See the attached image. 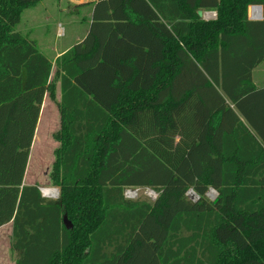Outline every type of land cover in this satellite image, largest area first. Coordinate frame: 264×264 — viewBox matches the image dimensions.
Returning a JSON list of instances; mask_svg holds the SVG:
<instances>
[{
	"label": "trees",
	"instance_id": "trees-1",
	"mask_svg": "<svg viewBox=\"0 0 264 264\" xmlns=\"http://www.w3.org/2000/svg\"><path fill=\"white\" fill-rule=\"evenodd\" d=\"M42 1L0 0V227L15 264H264V0H100L53 64L15 32ZM44 96L56 200L23 185ZM139 188L157 198H124Z\"/></svg>",
	"mask_w": 264,
	"mask_h": 264
},
{
	"label": "rangeland",
	"instance_id": "rangeland-1",
	"mask_svg": "<svg viewBox=\"0 0 264 264\" xmlns=\"http://www.w3.org/2000/svg\"><path fill=\"white\" fill-rule=\"evenodd\" d=\"M48 3H52L51 5L54 7V5H58V0H44L36 7L26 10L22 13L20 23L15 28V32L22 34V36L26 37L30 41H35L34 36L36 34H42L44 36V45L41 46L39 42H35L38 48L40 47L42 48V50L43 48H45L47 50L44 51V55H51V43H53V40H55L56 28L62 27L65 30L66 34V37L64 39L56 40V43L58 41V45L60 46L61 44H69L77 32L81 31L83 27H87V18L84 19V13H86V10H81L82 13L80 12V19L78 20L80 24L71 25L61 17L58 19L52 18L43 22L42 17L38 21L33 22L34 24L29 25L28 20L30 19V13L36 11L43 12V9ZM60 9L63 10L61 6L57 7V10ZM68 9L70 8L66 7L65 11H67ZM207 13L204 14L203 17L206 16L205 18H207ZM56 21L63 23H61L62 25L58 26ZM262 68L264 69V63ZM59 97V89H57L56 100H59ZM44 102L40 108L34 137L30 147L28 161L23 177V185L37 186L40 189L42 187L54 189L58 193L59 197V188L52 186L50 181L52 164L55 158L54 151L59 146V144L53 140V135L59 129V115L55 103L51 102L48 98H46V96L44 98ZM137 192V197H135L134 199H130L131 201L152 203L157 198V194L154 192V195H151V190L147 188H139L137 189ZM213 194L214 195L212 197L210 196V194L208 197V199L211 201H213L216 195L215 192ZM186 196L191 201H195L197 198L196 195L191 192V190L186 193ZM58 197L55 199H45L56 200L58 199ZM11 242V225L7 224L0 227V264H15L16 256L15 253L11 250Z\"/></svg>",
	"mask_w": 264,
	"mask_h": 264
},
{
	"label": "crops",
	"instance_id": "crops-1",
	"mask_svg": "<svg viewBox=\"0 0 264 264\" xmlns=\"http://www.w3.org/2000/svg\"><path fill=\"white\" fill-rule=\"evenodd\" d=\"M98 1H100V0H87V3H84L85 6L77 7V5L82 4V3H76L74 0H58V5H56V6L54 5V7L51 5L52 3H48L45 6V8L43 9V12L36 11V12L30 13V15H29L30 19L28 20L29 25L34 24L33 22L38 21L42 17H43L42 18L43 22L50 20L52 18L58 19L61 17L62 19H65L67 22H69L71 25H73V24H80V22H78V20L80 19V12L82 13L81 10H86V13H84V19L87 18V20H86L87 21V27L86 28L83 27V29L81 31L77 32L69 44H61L59 46L58 41L56 43L57 39H64L66 37L65 30L62 27H59V28H56L55 40H53L54 42L51 43V49H52V51L50 50L51 55L50 54L44 55L43 54L44 51H47V50L45 48H43V50H42V48L37 47L38 50L40 51V53L43 54L52 64L65 51L69 50L72 46L81 43L82 40L85 38V36L88 33L89 25L91 23L90 17H91V13H92V5ZM40 3H38V4H40ZM36 6H34V7H36ZM60 6L63 8V10L62 9L57 10V7H60ZM66 7L70 8V9L65 11ZM56 10H57V12H56ZM201 12H202V16L199 18H201L204 21H206V20L203 18V15L206 14L207 12H208V14L212 13V11H201ZM57 21H56V23L58 26L62 25L61 23H63V22H57ZM34 38H35L34 40L36 42H39V44L41 46L44 45V42H43L44 36L42 34H36L34 36ZM35 41H33V42L36 44ZM36 46H37V44H36ZM263 63H261L252 72V82L258 89L264 88V69L262 68ZM44 98H45V96H44ZM46 98H47V96H46ZM43 102H44V99L42 101V104H43Z\"/></svg>",
	"mask_w": 264,
	"mask_h": 264
},
{
	"label": "built area",
	"instance_id": "built-area-1",
	"mask_svg": "<svg viewBox=\"0 0 264 264\" xmlns=\"http://www.w3.org/2000/svg\"><path fill=\"white\" fill-rule=\"evenodd\" d=\"M250 14H251V16H252V19L257 20V19H259L260 16H261V11H260L257 7H253V8H250ZM203 16H204V15H203ZM205 17H206V16H205ZM205 17H203L205 20H211V19H213V18L216 17V14L213 12V13H210V14L208 15V13H207V18H205ZM150 190H151V189H150ZM130 193H134L135 196H134V197H131V196H130ZM137 194H138L137 189H125L124 192H123V196H124V198L127 199V200L134 199L135 197H137ZM150 194H151V195H154V191L151 190ZM57 197H58V193H57ZM45 198H46V197H44V199H45ZM47 199H49V198H47Z\"/></svg>",
	"mask_w": 264,
	"mask_h": 264
},
{
	"label": "bare ground",
	"instance_id": "bare-ground-1",
	"mask_svg": "<svg viewBox=\"0 0 264 264\" xmlns=\"http://www.w3.org/2000/svg\"><path fill=\"white\" fill-rule=\"evenodd\" d=\"M41 194L44 197L49 198V199L57 198V192L54 189H49V188H46V187L41 188ZM209 194H210L211 197L214 195L212 192H210ZM130 196L134 197L135 194L134 193H130Z\"/></svg>",
	"mask_w": 264,
	"mask_h": 264
},
{
	"label": "water",
	"instance_id": "water-1",
	"mask_svg": "<svg viewBox=\"0 0 264 264\" xmlns=\"http://www.w3.org/2000/svg\"><path fill=\"white\" fill-rule=\"evenodd\" d=\"M76 3H82V4H84V3H87V0H74ZM197 15H198V17H201L202 16V12L201 11H198L197 12ZM38 190H39V192H40V194H41V189L40 188H38ZM192 192V191H191ZM210 192H212V193H214V191L212 190V189H209L208 190V192L206 193V197L208 198L209 197V193ZM216 194V193H215ZM41 197L42 198H44V196L41 194ZM216 202H217V196L215 195V198L213 199V201H212V203H213V205L214 204H216Z\"/></svg>",
	"mask_w": 264,
	"mask_h": 264
}]
</instances>
